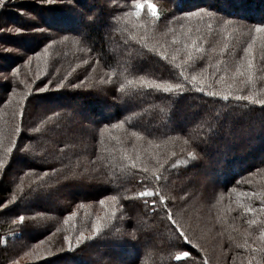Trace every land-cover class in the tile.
I'll return each instance as SVG.
<instances>
[{"label": "trees", "instance_id": "1", "mask_svg": "<svg viewBox=\"0 0 264 264\" xmlns=\"http://www.w3.org/2000/svg\"><path fill=\"white\" fill-rule=\"evenodd\" d=\"M139 2L147 3V0H55L53 5H42L39 0H11L0 9V26L6 29L0 32V64L6 65H0V74L10 78H0V102H3L0 103V135L5 146L10 139L16 140L17 148L21 143H33L43 154L41 158L47 160V164H38V168L49 169L48 176L37 180L34 174L25 175L33 166L27 156L18 154L15 149L11 156L0 150V158L5 160V168L0 174V202H3L0 203V264H13V261L17 264H99L98 260H90L96 246L100 247L96 257L101 261L108 260L105 264H176L174 256L180 249L172 243L174 233L164 221L143 216L142 206L123 199L138 191L140 185L136 170L126 167L121 149L128 155H139L150 168L157 157L166 161L165 194L173 197L175 207L183 211L185 228L192 240L194 233L201 236L199 231L205 229L207 217L222 221L217 227L210 228L213 238L207 246L211 254L205 249L203 253L199 247L182 245L196 258V264H203L205 258L207 264H219V261L221 264H233V261L247 264L250 257L254 262L260 259L261 254L251 252L243 244L245 239L250 244L259 241V234L264 231V212L245 213L240 205L247 204L258 210L261 207L264 107L235 100L224 102L195 90L164 101L160 98L163 94L143 89L124 97L125 101L131 100L130 103L119 102L114 97L121 95L116 81H122L124 76L144 75L175 81L179 69L174 67L171 56H177L175 63L185 59L183 44L189 28L204 52L194 53L203 59L198 62L196 72L185 65L186 74H198L206 68L217 77L225 69L231 75L244 59V49L255 40L254 90L264 92V33L249 31L264 22V0H180V7L177 0H152L158 7L160 20H154L147 8L137 18L134 13ZM199 8L216 9L218 17L175 19L176 15ZM129 12L133 15L127 16ZM221 15L223 19L219 18ZM224 20L232 22L225 27ZM56 21L63 23L60 25ZM140 25H146L148 31ZM14 27H22L25 32L7 31ZM36 28L45 31L41 33ZM45 46H49L48 53L37 60V69L28 66L26 70L23 60L43 52ZM148 48H154L155 52L144 56ZM161 52L169 56V61L162 59ZM130 55L136 57L134 66L128 63ZM96 60L100 63L96 64ZM218 64L220 72L216 71ZM16 67H20L21 74L13 80L11 71ZM35 71L39 76L46 71V76L36 79ZM113 71L117 73L112 78L113 84L99 85L98 80ZM65 76L68 78L64 88H52ZM49 78L52 81L48 85L49 91L29 97L30 103L24 102L22 131L18 137L13 136V126L20 122L19 117L14 120L12 115L17 110L19 96L11 97L9 84L23 93L25 89L20 80H31L35 88ZM81 81L86 84L80 89L68 87L69 83ZM213 87L219 90L223 85L214 84ZM101 88L103 92L99 90ZM250 88L246 87L245 92ZM9 98L12 103L6 102ZM36 101L42 105L36 107ZM161 108L165 111L161 112ZM53 109L71 119L73 129L82 135L68 136L63 122L57 117H53L56 123L42 124L46 116H52ZM118 121L124 122V128L108 127ZM33 127H40L41 132H32ZM133 132L137 136H133ZM198 134L196 151L200 154L199 159L185 164L190 145L183 141L189 135L195 137ZM168 137L179 139L165 144ZM156 144L160 147L156 148ZM14 166L17 170H13ZM53 168L57 170L53 171ZM105 173L113 177L112 183L89 182L87 178L82 181L63 179L71 174L103 177ZM21 182L23 196L17 189ZM37 183L50 185L54 191L49 198L34 199L27 204L29 186L35 187ZM253 192L257 193L256 197L251 196ZM108 195H116L120 198L119 203L107 201L104 206L100 205L99 200ZM52 202L53 207L49 206ZM201 204H204L203 208L197 215ZM113 210L115 217L102 221L108 229L103 226L96 240L83 242L79 247L74 243L73 250H68L63 236H71L75 241L80 232L89 235L96 217H105ZM72 212L76 216L65 224L64 220ZM21 214L34 227L24 228L14 223ZM37 214H43V218L33 221L31 217ZM201 218H205L201 221L204 224L198 223ZM249 219H255L257 223L248 225ZM88 226L89 231H83ZM56 229L60 231L49 239ZM245 231L251 236L246 237ZM126 232H134L136 239L122 235ZM40 241L44 243L36 254L25 255ZM179 264H192V261Z\"/></svg>", "mask_w": 264, "mask_h": 264}, {"label": "snow or ice", "instance_id": "2", "mask_svg": "<svg viewBox=\"0 0 264 264\" xmlns=\"http://www.w3.org/2000/svg\"><path fill=\"white\" fill-rule=\"evenodd\" d=\"M11 0H0V9L6 7L8 3H10ZM39 3L42 5H53L55 3V0H39ZM177 6L180 7V0H177ZM136 11L135 16L139 18L142 14V11L147 8L151 16L154 18V20H160L159 10L155 3H152V0H147V3L139 2L135 5ZM183 11V10H181ZM220 13H223L222 11H219ZM127 16L133 15V13L129 12L126 14ZM192 17H197L200 20H203L205 17L208 18H217L218 17V10L216 9H208V8H199L195 11H188L184 12L183 15H176L175 19L177 20H184V19H191ZM220 19H223V15L219 17ZM89 20L92 18L89 17ZM231 20H224L225 27H227L228 24H231ZM58 24H62L63 21H56ZM49 27V26H48ZM140 27L145 28V32L148 31V28L146 25H140ZM153 29L156 28V24L153 23L152 25ZM184 25H181V28H183ZM51 28V27H49ZM208 28L211 29V24L208 25ZM4 26H0V32L5 31ZM7 31L14 32L16 34H21L25 32V29L22 27H14V28H8ZM36 31L44 32V28H36ZM250 32L254 31L256 34H262L264 33V22H260L254 26V28L249 29ZM199 32V30H197ZM192 29H187V32L185 33L186 41L183 44V51L185 54V59L181 61L180 63H175L177 61V56L172 55L171 56V62L173 63L174 67L176 69H179L178 75L173 80H158L154 78H147L144 75L134 76L132 78H129L128 76H124V79L117 80L116 83L118 85L117 91L121 95H117L114 97L119 102L122 103H130L131 100L125 101V96H130L131 92H138L140 90H148V91H155L157 93L163 94L160 98L162 101L169 99L172 96L180 97L185 92H189L191 90H195L199 93L205 94L208 97L216 98L219 100H222L224 102H228L230 100H235L238 102H247L251 105H259L264 107V92H258L255 91V80L253 76V69H254V54H253V46L255 44V40H253L252 44H249L246 49H244L245 56L244 59L240 62V64L236 67L235 71L229 75L227 70H223V74L219 75L218 77L215 74H210L207 72L206 68H203L199 71L198 74H186L185 72V65L191 68L193 72L197 71V64L200 60L203 59V56H195L194 53H203L204 48L201 47L198 44V38H193L192 35ZM79 43V41H77ZM50 46V45H49ZM45 46L43 48V52L40 53H34V55L27 56L26 59L23 60V64L26 66H30L33 62V60H40L43 56H45L48 53V47ZM226 47V46H225ZM262 50H264V45H262ZM7 51V49H5ZM155 52L154 48H148L146 52L143 53L144 56H150ZM21 56H23V53H20ZM159 55L162 57L163 60L169 61V56L165 54L164 52L159 53ZM136 57L129 56L128 63L133 64L134 66V60ZM262 60H264V57H262ZM87 63V61H85ZM96 64H99L100 61L96 60ZM219 63H224V61H220ZM212 65H209L211 67ZM216 71L220 72L221 69L219 68V64L215 66ZM264 70V69H262ZM58 74V70H55ZM95 71V69H93ZM21 71L20 67H16L11 71V79H15L16 77L20 76ZM68 75H71L69 73ZM117 75L116 72H108L105 74V77H102L98 80L99 85H111L113 84V77ZM123 75V74H121ZM0 78L4 80H9V76L0 74ZM36 79H39V73H36L35 76ZM67 76L62 77L61 80L54 85L55 89L59 90L65 87V81L67 80ZM19 83L24 85L25 91L23 93L17 92V90L12 87L11 83L9 84V91L11 92V97H17L19 96V99L16 100V106L17 110L13 112V119L15 120L17 117H19V123L14 124L12 132L13 136L18 137L21 134L22 127L21 124L23 122V119L25 117V107L24 102H29V97L34 96L35 94L39 93H45L49 91L48 85L52 83L51 79L49 78L43 85L33 87V82L31 80H20ZM86 81H81L80 83H69L68 87L73 89H80L82 85H85ZM223 85L222 88L219 90L214 89L213 85ZM238 85H244V87H238ZM251 86L250 90L245 92V88ZM101 92H103V89H99ZM7 103H12L11 98L7 99ZM55 103V101H53ZM3 103V102H0ZM161 112L165 111V108L160 109ZM53 117L59 118L63 122L64 131L68 136H80L82 135L77 130L73 129L72 127V121L71 119H66L61 115V112L53 109L52 110V116H46L45 120L42 121V124L46 125L48 121H52L53 123H56V120H53ZM108 127L111 128H124V122L118 121L115 124H111ZM34 133H40L41 128L40 127H33L31 129ZM103 135V133H101ZM133 136H137L136 132L132 133ZM113 139H118L116 137H113ZM179 137H168L166 141H164L165 144L174 143ZM199 134L195 137L189 135V138L184 140L183 143L186 145H190L189 150L187 151V160L184 162L185 164L189 162H193L199 159L200 154L196 151V147L199 146ZM152 142L149 141V144ZM191 145H195V147H192ZM156 148H159L160 145L156 144ZM16 150V152L23 153L25 156L29 158L30 161L33 162V166L29 169L28 173H25V175L31 173L34 174L37 178V180L43 179V177H46L49 175V169H40L38 168V164H47V160L44 158H41L43 154L39 152L33 143H21L20 147L17 148L16 140L10 139L7 146L3 143V137L0 135V150H3V152L11 156L13 153V150ZM122 152H124L123 160L127 161L126 167H130L131 169L136 170L135 174L139 175V179L137 183L140 185V189L138 191H135L131 195H126L123 197L125 200H131L135 202V206H142V214L143 216L149 218V219H160L165 222L168 229L174 233V241H172L174 246H179V251L174 256V261L176 264H179L181 261H186L191 259L192 264H196V258L192 256L190 250L184 248L182 245H189L192 248H198L199 246L195 244L192 240V238L187 234V230L185 228L184 223V214L181 209H178L175 207V200L173 197L165 194V189L167 187V181H168V169L165 167L166 161L161 160L160 158L155 159V164L153 167H148L142 160H140V156H132L128 155L127 152L124 149H121ZM172 155H175L173 152ZM137 161H140V163H137ZM173 167H175V164H173ZM5 168V160L0 158V174L3 173V170ZM53 171H56L57 169L53 168ZM85 178L89 182H98V183H112L113 177L108 176L107 173L101 176L96 175H87L85 177L84 174H71L66 175L63 177L65 181H82ZM18 192L21 196L24 195V188L23 184L17 185ZM54 189L52 186L47 184H40L37 183L35 187L29 186V191L27 193V198L32 199H46L49 198L52 194ZM247 195V194H244ZM252 197H256L257 193L253 192L251 193ZM16 197L13 196V200H15ZM120 198H118L116 195H108L104 199L99 200V204L104 206L107 201H111L114 204L119 203ZM3 203V202H0ZM240 207L243 209L245 213H251L253 215L257 214V212H264V194L261 196V207L260 209H256L254 207H251L247 204H241ZM175 209V210H174ZM116 215L115 210L111 211L110 214L106 213L105 217H96V223L92 226L91 233L89 235H86L84 232H80L76 238L75 241L73 240V237L71 236H63V242L67 245V248L69 251L73 250V244L77 247H79L83 242L86 241H94L101 235L103 223L102 221L105 219H111L114 218ZM76 216L75 212H72L70 215H68L67 219L64 220V223L67 224L70 220H72ZM38 218H43V214H37L36 216H32L31 219L33 221H36ZM14 223H18L21 227L24 228H30L34 227V225L29 224L26 222L25 215L21 214L18 216V219L13 221ZM257 222L255 219H249L247 220L248 225H255ZM264 227V225H262ZM60 231V229H56V231L51 232L49 235V239H51L52 236L56 235V232ZM246 237L251 236L250 232L245 231L243 233ZM122 235H127L131 239L135 240L136 235L134 232H126ZM6 243V241H4ZM44 243V241H40L39 243H36L34 247L31 249V251L25 253V255H34L37 253V251L41 248V245ZM243 247L246 249H250L251 252L259 253L261 254L260 259L255 260L254 258H249L247 264H264V231H261L259 234V241L254 243H249L248 239H245ZM61 251L63 248L60 249ZM13 264H17L16 261H13ZM203 264H207V259L205 258L203 260ZM233 264H235V261H233Z\"/></svg>", "mask_w": 264, "mask_h": 264}, {"label": "rangeland", "instance_id": "3", "mask_svg": "<svg viewBox=\"0 0 264 264\" xmlns=\"http://www.w3.org/2000/svg\"><path fill=\"white\" fill-rule=\"evenodd\" d=\"M36 20V19H35ZM36 22H37V20H36ZM37 23H39V22H37ZM51 45L53 46V45H55V39L53 40V42L51 43ZM44 57V56H43ZM42 57V58H43ZM2 67H5L6 65H5V63H1L0 64ZM31 66V68H33V70H36L37 69V67H38V63H37V60H33V62H32V64L30 65ZM28 66H25V69L26 70H28ZM3 69H6V68H3ZM35 73H36V71H35ZM46 76V71H43L42 72V74H40V78L39 79H41V78H43V77H45ZM21 79H23V76H21ZM54 86L52 85V88H53ZM49 89H51V87H48ZM35 106L36 107H39V106H41L42 105V102H39V101H36L35 103ZM66 105V107H69L67 104H65ZM102 110H104V108H101ZM3 112V111H2ZM2 115V114H1ZM29 119L27 118V122H29L28 121ZM17 170V167L16 166H14V168H13V170ZM29 199V203L28 202H26L27 204H31L30 202H32V201H34V199H32V198H28ZM200 202L201 201H198V203L200 204ZM206 202H208V201H206ZM206 202H204V203H206ZM52 205H54V203L52 202L51 204L49 203V206H51V207H53ZM203 205L204 204H201V205H199V206H201L200 208H198V212H197V215H198V213L202 210V208H203ZM194 215H196V214H194ZM206 215H209V214H206ZM50 216V215H49ZM201 221H205V218H201L200 220H198V223L199 224H204V223H201ZM218 220L217 219H211L210 217H207V219H206V221H205V229H203V231L201 232V231H199V234L201 235V236H199V235H197L196 233H194L193 234V236L195 237H193V241H195L198 245H199V249L204 253V249L208 252V254L210 253L211 254V251H210V249L208 248V246H207V244L209 243V241H210V239H212L213 238V236H210V228L212 227V228H214V225L217 227V225H219V221L222 223V221L219 219V221L217 222ZM212 224V225H211ZM104 226V228H105V230H107L108 229V225L106 224V222H105V224L103 225ZM192 226H194L195 228H197L195 225H193L192 224ZM89 228H90V226H88L87 228H85L83 231H85V232H88L89 231ZM198 229H200V228H198ZM193 231V230H192ZM191 232V231H190ZM197 235V236H196ZM200 242V244H199V242ZM100 249V247L98 248V246H96L95 247V249H94V251H93V255L91 256V259L90 260H98L99 261V264H105V263H107L108 262V260H104V261H101V258H99V257H96L97 256V254L98 253H100V252H98V250ZM129 256H131V254L129 255ZM211 256V255H210ZM96 257V258H95ZM116 263V262H115ZM222 263V261H219V264H221Z\"/></svg>", "mask_w": 264, "mask_h": 264}]
</instances>
